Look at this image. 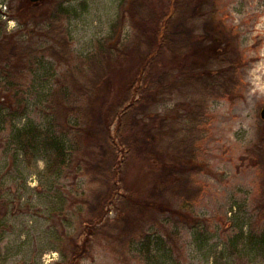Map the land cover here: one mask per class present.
<instances>
[{
    "label": "rangeland",
    "instance_id": "rangeland-1",
    "mask_svg": "<svg viewBox=\"0 0 264 264\" xmlns=\"http://www.w3.org/2000/svg\"><path fill=\"white\" fill-rule=\"evenodd\" d=\"M123 1L0 0V43L8 41L10 52L11 45L20 44L31 59H41L24 72L19 85L0 71V264H264V0H216L215 30L206 20L195 33L205 42L235 37L244 58L235 95L212 99L206 120L196 126L197 169L191 178L200 192L177 201L181 212L175 206L144 207L145 202L124 209L120 217L112 210L108 231L71 262L73 247L86 235L80 209L85 208L81 195L89 189L88 177L76 164L52 173L44 151L29 158L18 130L29 125L47 129L53 90L66 70L45 49L51 38L44 21L59 16L54 20L70 41V59H97L100 46L127 39L132 31L128 19L122 20ZM193 8L200 11L199 0ZM174 97L160 102L159 110L172 107ZM140 111L146 112V106ZM53 123L57 130L60 123ZM180 125L183 134L187 127ZM140 144L127 177L129 184L147 186L150 194L147 158L163 164L154 171L167 177L177 172L166 162L175 154L150 135L142 134ZM156 195L165 201L162 193Z\"/></svg>",
    "mask_w": 264,
    "mask_h": 264
},
{
    "label": "trees",
    "instance_id": "trees-1",
    "mask_svg": "<svg viewBox=\"0 0 264 264\" xmlns=\"http://www.w3.org/2000/svg\"><path fill=\"white\" fill-rule=\"evenodd\" d=\"M123 4L122 20L128 19L132 31L127 39L120 37L115 44L100 46L97 59H70V41L62 24L54 20L59 16L52 14L44 21L48 24L45 35L51 38L45 49L66 66L49 104L55 118L50 114L47 129L29 125L18 130L20 145L29 158L44 151L52 173L76 164L88 177L89 189L81 195L85 208L80 209L86 235L73 247L72 263L108 231L112 210L120 217L124 209L132 211L145 202L144 207L175 206L181 212L177 201L194 199L192 196L200 192L194 190L191 178L197 169L193 144L196 126L206 120L212 99L231 98L240 86L237 73L244 58L235 37L205 42L207 39L195 36L206 20L215 30L216 0H199V12L193 8L194 0H124ZM9 44L0 43V71L11 77V82H19L41 59H31L20 44L11 45L10 52ZM4 52L9 57L3 58ZM125 61L129 63L125 65ZM175 95L178 100L172 107L159 110L160 102ZM151 97L153 103L147 104ZM142 106L146 112L140 111ZM55 119L60 123L57 130ZM180 124L187 127L183 134ZM142 134L158 144L165 141V149H173L175 154L166 162L174 164L177 172L167 177L156 173L163 164L147 158L151 172L146 173L152 174L153 185L150 194L147 186L143 189L142 183L134 180L129 184L127 177ZM261 142L264 144L263 137Z\"/></svg>",
    "mask_w": 264,
    "mask_h": 264
},
{
    "label": "water",
    "instance_id": "water-1",
    "mask_svg": "<svg viewBox=\"0 0 264 264\" xmlns=\"http://www.w3.org/2000/svg\"><path fill=\"white\" fill-rule=\"evenodd\" d=\"M32 2H34V3H37V2H39L40 0H31ZM261 117L264 119V107L262 108V110H261Z\"/></svg>",
    "mask_w": 264,
    "mask_h": 264
},
{
    "label": "bare ground",
    "instance_id": "bare-ground-1",
    "mask_svg": "<svg viewBox=\"0 0 264 264\" xmlns=\"http://www.w3.org/2000/svg\"><path fill=\"white\" fill-rule=\"evenodd\" d=\"M262 54L264 55V50L262 51Z\"/></svg>",
    "mask_w": 264,
    "mask_h": 264
}]
</instances>
